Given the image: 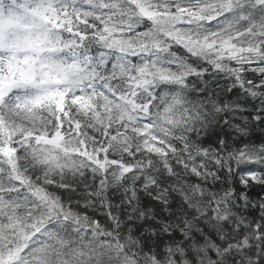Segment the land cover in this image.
Wrapping results in <instances>:
<instances>
[{"label":"snow or ice","instance_id":"snow-or-ice-1","mask_svg":"<svg viewBox=\"0 0 264 264\" xmlns=\"http://www.w3.org/2000/svg\"><path fill=\"white\" fill-rule=\"evenodd\" d=\"M0 264H264V0H0Z\"/></svg>","mask_w":264,"mask_h":264},{"label":"trees","instance_id":"trees-1","mask_svg":"<svg viewBox=\"0 0 264 264\" xmlns=\"http://www.w3.org/2000/svg\"><path fill=\"white\" fill-rule=\"evenodd\" d=\"M259 190H260V189L257 187L255 191L258 192ZM253 195H255V192L253 193Z\"/></svg>","mask_w":264,"mask_h":264}]
</instances>
